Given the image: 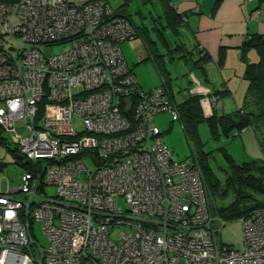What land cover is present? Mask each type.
I'll use <instances>...</instances> for the list:
<instances>
[{"label":"built area","instance_id":"obj_1","mask_svg":"<svg viewBox=\"0 0 264 264\" xmlns=\"http://www.w3.org/2000/svg\"><path fill=\"white\" fill-rule=\"evenodd\" d=\"M136 37L105 0H0V128L26 160L0 190V264H264V208L238 218L240 251L221 242L197 161L154 123L175 102L122 55Z\"/></svg>","mask_w":264,"mask_h":264},{"label":"rangeland","instance_id":"obj_2","mask_svg":"<svg viewBox=\"0 0 264 264\" xmlns=\"http://www.w3.org/2000/svg\"><path fill=\"white\" fill-rule=\"evenodd\" d=\"M124 0H109L108 5L114 9ZM160 5L157 0H151L145 4L141 0H127V6L122 10L128 12L131 20L135 25H140L142 22L145 27L149 29L150 41L156 42L160 54L166 53L160 41L157 40L156 32L152 30L154 26L151 21V16L159 13ZM139 12L143 15H139ZM151 16H150V13ZM158 26V24H157ZM144 36V35H143ZM142 35L133 40H126L121 43L120 49L122 55L137 80L138 85L143 90L153 89L160 85L161 79L159 72L151 59H146L148 56V49L152 48L148 37ZM173 46V42H171ZM153 49V48H152ZM60 48L56 45L49 49L50 53H58ZM154 50V49H153ZM189 56V55H188ZM178 56L174 54V60L170 61L168 56H163V62L159 60L161 67L170 74L171 87L174 95H183V97L190 93L191 89L198 86V83L191 77V72L201 82L202 78L196 72L188 61L184 63L183 59H176ZM145 59V60H144ZM162 63L164 66H162ZM191 81V83H190ZM182 97V96H180ZM218 97L216 98V102ZM222 100L218 105L222 104ZM243 105V104H242ZM221 114V113H217ZM154 123L160 130L165 144L172 150L178 160H184L195 156L198 159L204 160L207 167L211 169L214 176L218 179L220 186L218 193L215 194L216 206L225 207L233 200L231 191L220 199L219 193L224 189V181L229 171L230 162L240 164L242 162H257L264 164V150H262L259 142L264 140V129L261 132H255L251 128L245 129L238 134L234 133L230 137L214 138L209 133L208 126L205 122H201L197 126L198 139L187 140L182 127L178 121H171L170 113H160L155 115ZM76 126H79L76 123ZM260 141H259V140ZM264 146V144H262ZM26 163L25 159H21L17 155L15 145L7 143V145L0 144V190L2 184L8 188L17 185L20 174L24 170L22 167ZM47 192L53 193L54 189L49 187ZM253 195H257L252 192ZM251 202V201H249ZM248 202V203H249ZM119 204L123 206L122 201ZM220 225V224H219ZM217 224V226L219 227ZM117 230H115L111 237L116 239ZM35 236L40 244L46 245L39 224L35 225ZM221 242L232 246L234 249L240 251L242 249V224L239 219L224 220V225L220 233Z\"/></svg>","mask_w":264,"mask_h":264},{"label":"crops","instance_id":"obj_3","mask_svg":"<svg viewBox=\"0 0 264 264\" xmlns=\"http://www.w3.org/2000/svg\"><path fill=\"white\" fill-rule=\"evenodd\" d=\"M141 1L143 4L151 2ZM157 1L160 5L159 13L155 16L149 13L154 24L152 30L156 32L157 40L159 39L166 53L160 54L156 42L150 41V31L143 22L140 25L133 24L142 26V36L148 37L151 45L156 48V53L162 56L161 61L163 62L165 55L172 61L176 54V59L182 58L184 63L191 62L202 78L203 86L191 72L190 75L198 86L192 88L189 94L198 90L208 95L212 91H222L215 103L214 113H232L241 108L246 100L248 86L246 64L258 60V54L253 48L243 53L242 45L249 36H264V0H172L171 7L175 14H182L178 19H174V15L172 18L168 16L164 5L160 0ZM123 3L124 1L115 9H121L119 7ZM125 13L130 17L128 12ZM139 15L143 17L140 12ZM171 42L174 43L173 46ZM177 46L180 48L176 49ZM201 52L205 55L202 60ZM168 77L170 79L169 73ZM220 100L223 102L218 105ZM4 188L5 183L2 184V189Z\"/></svg>","mask_w":264,"mask_h":264},{"label":"trees","instance_id":"obj_4","mask_svg":"<svg viewBox=\"0 0 264 264\" xmlns=\"http://www.w3.org/2000/svg\"><path fill=\"white\" fill-rule=\"evenodd\" d=\"M105 1L108 3L109 0ZM160 2L164 5L165 13H167L168 16L172 18V15H174V19L182 17V14H175L173 7H171L172 0H160ZM126 4L127 0H124V3L119 7L121 9H115L113 13L123 16L133 24L130 17L124 10H122ZM134 27L137 29L139 36H141V31L143 29L142 26L134 25ZM152 48L147 47L148 56L145 58L153 61L161 79L159 86L164 87L175 102L178 119H171V121H178L180 123L188 141L190 139H198L197 126L201 122L207 124L209 133L214 138H228L233 136L234 133L238 134L248 128H251L255 132H261V130L264 129V36H249L242 45L243 53H245L246 50L253 48L258 54L257 62L246 64L245 77L248 79V86L245 95L246 100L243 106L232 113L220 115L214 113V107L211 114L205 116L203 109V94L191 93L184 97L183 95H179V93L174 95L170 86L168 73L161 67L159 62V60L161 61L162 56L156 53L155 47ZM179 48V46L176 47V49ZM201 53L202 57L200 60L205 56L203 52ZM244 58L245 57L242 54V59ZM222 93V91H212L210 96L212 95L219 98ZM7 143L9 142L0 128V144L7 145ZM262 144H264V140L259 142L262 150H264ZM192 157L197 161L201 169L203 181L208 191L210 204L215 208L221 218L224 220L238 219L241 216L247 215L253 209L264 208V164L257 162H242L236 164L230 162L229 171L224 181V189L218 196L222 199L229 191H231L233 194V200L229 205L219 207L216 206L214 200L215 194L218 193L220 186L218 179L214 176L211 169L206 166L204 160L198 159L193 155ZM25 166L26 165L24 164L22 167ZM252 192H254L257 197L253 195Z\"/></svg>","mask_w":264,"mask_h":264}]
</instances>
